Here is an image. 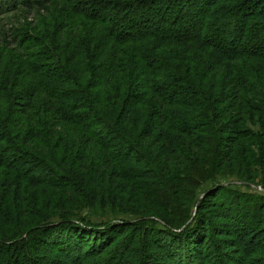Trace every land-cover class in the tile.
<instances>
[{"label": "trees", "instance_id": "16d2710c", "mask_svg": "<svg viewBox=\"0 0 264 264\" xmlns=\"http://www.w3.org/2000/svg\"><path fill=\"white\" fill-rule=\"evenodd\" d=\"M247 119L264 0H0V264H264Z\"/></svg>", "mask_w": 264, "mask_h": 264}, {"label": "rangeland", "instance_id": "374dc122", "mask_svg": "<svg viewBox=\"0 0 264 264\" xmlns=\"http://www.w3.org/2000/svg\"><path fill=\"white\" fill-rule=\"evenodd\" d=\"M32 19V17H31ZM183 22H181L179 25H182ZM168 26V25H166ZM13 48V47H12ZM248 126L250 129L255 132L257 136H261L264 132V128L260 123L251 121L250 119H247ZM264 138H261L260 140L257 139H251L249 144L250 148V161L245 157L240 155V157L236 158L237 164H235V167H232V169L225 170L224 174L219 177L218 184L216 185H206L202 191L200 192V195L202 196L205 193H208L209 190L215 188L219 184H233L235 186H230V188L233 191L239 192L242 195L255 198V197H261L264 196V190L260 185L264 184ZM245 144V143H244ZM245 146L241 147V151L243 152ZM241 151L239 154H241ZM238 154V155H239ZM242 172L238 173L239 171ZM238 174L245 175L246 180H249L252 185L246 186L242 181L238 180ZM255 185H254V184ZM217 189V188H216ZM52 192H49L47 190L45 192V196H50ZM57 197V195H56ZM251 206V204H250ZM97 214L91 212V211H84L82 213V216L91 218L93 221L99 223L104 221L105 217H108L109 220L114 221V217H111L112 213L110 211L102 212L100 210H97ZM240 211V210H238ZM124 220H133L131 217H122L120 221Z\"/></svg>", "mask_w": 264, "mask_h": 264}]
</instances>
